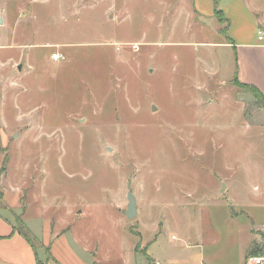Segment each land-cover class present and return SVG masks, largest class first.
<instances>
[{"label": "rangeland", "instance_id": "rangeland-1", "mask_svg": "<svg viewBox=\"0 0 264 264\" xmlns=\"http://www.w3.org/2000/svg\"><path fill=\"white\" fill-rule=\"evenodd\" d=\"M216 1L230 16H211L213 0H0V170L21 190L5 212L17 229L42 242L44 207L91 264H125L140 242L145 260L155 238L171 252L172 236H203V264L236 263L264 233V103L222 45L251 28L239 8L264 24V0ZM210 235L232 244L210 250Z\"/></svg>", "mask_w": 264, "mask_h": 264}, {"label": "crops", "instance_id": "crops-1", "mask_svg": "<svg viewBox=\"0 0 264 264\" xmlns=\"http://www.w3.org/2000/svg\"><path fill=\"white\" fill-rule=\"evenodd\" d=\"M253 6L256 7L255 4H252V7ZM252 7H246L243 10L239 8L238 10V14L241 16L242 12L243 14L246 13L247 15H251V28L235 32V36H233L235 37L234 41L231 40V42L222 43V45L229 48L233 47L236 52L239 53V59L241 58L243 60V63H240V66H238V69L234 73L240 83L252 85L264 94V43L258 42V32L264 29V24H262L263 21H260L259 15H257L258 11L253 10ZM210 13L211 16H214V8ZM228 15L230 16V13H228ZM228 15L224 14V16ZM55 63L56 62L53 61L50 62V64L53 65H55ZM7 172H4L5 174L0 173V187L3 189H0V264H91L89 260H85L83 257V255H85L84 253L87 251L89 252L90 249L87 248L85 251L83 247H81V252L83 253L82 258L86 261L83 262L80 256L76 254V251L65 243V238L69 235V227L61 230L57 234L52 232L53 222H51L50 217L46 215L47 211L44 210V207L42 208L43 211L41 210L42 213L40 216L43 226L42 231L44 233L42 242L38 241L37 237L32 233V230L26 225L28 231L32 233L39 242V246L36 248L32 247L26 238L16 231V225L12 222V219H8L5 216V212L6 210H19L24 203H22L23 200L20 196L21 190L5 186ZM26 210L27 207H24L21 218L24 217ZM26 223L27 221H25V224ZM261 237L264 238L263 232L259 233L256 229L250 230L249 238L245 242L246 245L244 247L242 246L240 249L242 250L239 255L240 260L236 263H230L229 259H227L221 264H245L249 256L256 254L254 253L255 250L258 253L261 250L264 251V244L259 240ZM58 238H62V241L65 243L63 245L64 250L62 249L63 251L57 248L59 253L58 251L56 252V248L52 247V243H55ZM76 239L77 238H75L74 243ZM232 240V235H224L222 238L219 236L216 238V235H210L207 238V247H210V250H215L216 247L220 248L222 243L223 246L226 245L225 242L230 243L231 246ZM157 241L158 238H155L146 242V244H142L146 251V255L144 256L146 261L142 260L136 251L137 246L140 245L141 242L135 244V247L131 249L129 259L125 260V264H203L205 261L204 248H206V241H204L203 236H197L192 239L184 236H172L167 243L168 249L171 250V252H164L161 255L151 251V248L157 244ZM78 243L79 242H77V244ZM225 249H227V247L224 248L223 255L229 257L230 253ZM212 257L216 258L217 253L213 254ZM211 264L217 263L212 260Z\"/></svg>", "mask_w": 264, "mask_h": 264}, {"label": "trees", "instance_id": "trees-1", "mask_svg": "<svg viewBox=\"0 0 264 264\" xmlns=\"http://www.w3.org/2000/svg\"><path fill=\"white\" fill-rule=\"evenodd\" d=\"M214 1V16H221V17H224V14L222 13V11L221 10H218L217 9V5H218V1H216V0H213ZM224 21H226V23H227V27L225 28V30H223L224 32H225V34L227 33V29H228V20L226 19V18H224ZM235 76V75H234ZM234 81H235V83H237L239 86H241L244 90H246V91H250L251 93H252V95H253V97H254V99H255V101H256V103H258V102H261L262 104L264 103V94H262L257 88H255L254 86H252V85H245V84H242V83H240V81L238 80V78H237V76H235V78H234ZM264 108V107H263ZM0 173L1 174H4V172H3V170H0ZM27 228V227H26ZM16 231L18 232V233H20L24 238H26V240L29 242V244L32 246V247H34V248H36L37 246H36V244H35V242H34V239L31 237V235L30 234H32V233H28V229H26V231L25 230H23V229H17L16 228ZM254 253H256L255 255H257V254H260V255H263L264 254V251H260L259 253L255 250L254 251ZM254 255V254H253ZM55 264H58V263H55Z\"/></svg>", "mask_w": 264, "mask_h": 264}, {"label": "built area", "instance_id": "built-area-1", "mask_svg": "<svg viewBox=\"0 0 264 264\" xmlns=\"http://www.w3.org/2000/svg\"><path fill=\"white\" fill-rule=\"evenodd\" d=\"M258 42H264V29H261L258 32ZM63 59V57L58 54V53H54L53 55H51V61L53 62H59ZM245 264H264V255H252L249 256V258H247Z\"/></svg>", "mask_w": 264, "mask_h": 264}, {"label": "water", "instance_id": "water-1", "mask_svg": "<svg viewBox=\"0 0 264 264\" xmlns=\"http://www.w3.org/2000/svg\"><path fill=\"white\" fill-rule=\"evenodd\" d=\"M20 69H21V67L19 68V70ZM127 200H128V206H127V210L125 212V215L127 216L128 220H130V219H133L137 216L136 215L137 214V210H136L137 201L135 200L131 191L127 195Z\"/></svg>", "mask_w": 264, "mask_h": 264}]
</instances>
